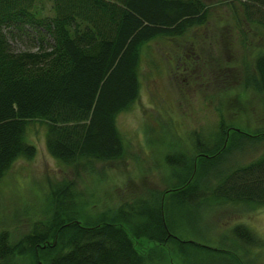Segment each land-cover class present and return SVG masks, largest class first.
Instances as JSON below:
<instances>
[{
    "label": "trees",
    "instance_id": "trees-1",
    "mask_svg": "<svg viewBox=\"0 0 264 264\" xmlns=\"http://www.w3.org/2000/svg\"><path fill=\"white\" fill-rule=\"evenodd\" d=\"M238 1L249 21L254 11L247 4L262 8L256 15L264 28V0ZM207 16L203 0H0V178L15 159L34 156L25 141L30 120L44 123L46 151L59 163L89 167L122 159L116 117L137 98L143 45L182 36ZM16 40L21 47H13ZM245 84L264 97V53L254 57ZM219 137L207 145L198 136L187 162L168 157L177 183L110 217L80 219L66 185H57L51 219L15 240L0 231V264H17L16 258L20 264H154L151 257L163 259L168 243L187 254L184 246L197 244L171 232L173 210L175 218L210 197L264 207V152L245 164L227 163L244 140H264V131L225 127ZM232 231L253 240L242 225Z\"/></svg>",
    "mask_w": 264,
    "mask_h": 264
},
{
    "label": "rangeland",
    "instance_id": "rangeland-1",
    "mask_svg": "<svg viewBox=\"0 0 264 264\" xmlns=\"http://www.w3.org/2000/svg\"><path fill=\"white\" fill-rule=\"evenodd\" d=\"M203 2L208 16L202 25L182 36L159 37L143 45L137 98L116 117L125 147L122 159L89 167L59 163L46 151L44 123L28 121L25 141L35 147V154L15 159L0 178V231L6 230L15 240L36 222L51 219L50 192L57 185H66L80 219L110 217L137 197L152 201L174 186L177 180L167 158L189 161L198 136L207 144L218 139L225 127L246 130L249 135L264 131V97L245 84L253 72L254 57L264 53V28L256 15L262 8L247 4L251 6L246 9L254 11V20L249 21L238 0ZM12 45L21 47V42ZM263 152L264 140H244L242 150H233L227 163L245 164ZM221 168L215 167L216 171ZM187 209L175 218L176 209L172 211L171 232L197 245H185L187 254L181 255L168 243L163 259L153 256L151 263L264 264L263 206L217 202L210 197ZM236 225L247 228L253 240L237 238L232 231ZM20 261L15 259L17 264Z\"/></svg>",
    "mask_w": 264,
    "mask_h": 264
},
{
    "label": "flooded vegetation",
    "instance_id": "flooded-vegetation-1",
    "mask_svg": "<svg viewBox=\"0 0 264 264\" xmlns=\"http://www.w3.org/2000/svg\"><path fill=\"white\" fill-rule=\"evenodd\" d=\"M187 67L186 66H183L182 65V67H181V69L183 70V71H185V69H186ZM183 80H185V77H183ZM196 244V243H195ZM201 247V246H200ZM203 247V246H202Z\"/></svg>",
    "mask_w": 264,
    "mask_h": 264
}]
</instances>
